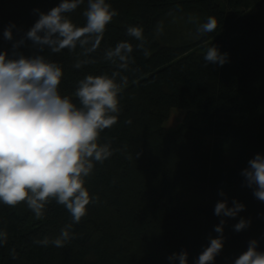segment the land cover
I'll use <instances>...</instances> for the list:
<instances>
[{
    "label": "trees",
    "instance_id": "1",
    "mask_svg": "<svg viewBox=\"0 0 264 264\" xmlns=\"http://www.w3.org/2000/svg\"><path fill=\"white\" fill-rule=\"evenodd\" d=\"M60 2L0 0V51L11 57L13 43L38 20L35 10L47 13ZM106 2L118 15L91 54L95 64L74 68L78 58H85L79 48L38 52L26 40L15 50L59 63L61 94L72 97L79 79L113 70L102 59L105 48L122 40L135 46L126 29L143 28L150 55L134 49L131 67L138 71L125 73L118 122L100 136L116 151L87 178L86 187L98 201L87 206V215L73 225L75 238L60 248L33 241L53 239L71 222L63 206L53 201L37 220L24 203L0 204V231L8 237L0 246V264H179L168 257L181 251L188 253V264H195L209 238L220 235L214 228L221 219L226 221L224 246L214 264H234L252 239L264 251V202L241 174L257 153L264 155V0ZM86 6L84 0L69 14L78 26L86 22ZM190 15L201 23L215 16L217 30L196 39ZM175 18H183L180 28ZM10 23L15 25L12 41L3 36ZM211 45L228 54L223 66L204 61ZM173 108L185 110V118L168 131L164 123ZM233 199L245 210L236 218L215 215L218 201L231 207ZM241 218L251 223L237 232L234 225Z\"/></svg>",
    "mask_w": 264,
    "mask_h": 264
},
{
    "label": "clouds",
    "instance_id": "2",
    "mask_svg": "<svg viewBox=\"0 0 264 264\" xmlns=\"http://www.w3.org/2000/svg\"><path fill=\"white\" fill-rule=\"evenodd\" d=\"M82 4L84 0H61L47 13L35 10L39 18L13 43L12 56L0 51V204L16 207L24 203L37 220L44 218L47 206L53 201L63 206L71 222L57 237L33 241L45 247L49 244L64 247L74 239L73 225L87 215V206L98 201L86 187L87 178L97 164L103 165L116 151L110 142H100L101 133L118 122L120 97L128 85L125 73L138 71L131 67L135 64L134 49L142 51L145 57L150 55L143 28L129 26L126 35L137 41L135 46L129 40H122L104 49L102 59L113 70L79 79L72 94L76 102L69 95H62L59 86L64 73L59 63L45 55L25 56L15 50L26 40L38 52L48 49L51 53H61L67 49L73 53L79 48V55L85 58H78L73 67L80 69L95 64L97 61L91 54L98 51L107 25L118 12L106 0H87L82 13L86 22L78 26L69 14ZM188 22L196 25V39L218 28L215 16H208L201 23L190 15ZM14 27L10 23L4 29L6 40H13ZM203 58L206 63L223 66L228 54L211 45ZM248 164L241 174L246 185L253 189L254 197L264 202V155L257 153ZM243 210L245 205L238 200L233 199L231 207L227 200H222L216 203L214 213L218 217L236 218ZM225 222L221 219L215 226V232L220 235L209 238V245L195 264H214L224 246ZM250 223L241 218L234 230H244ZM7 238V233L0 231V246L7 243ZM258 243L256 239L250 240L247 251L234 264H264V251L258 250ZM168 259L188 264V253H173Z\"/></svg>",
    "mask_w": 264,
    "mask_h": 264
},
{
    "label": "rangeland",
    "instance_id": "3",
    "mask_svg": "<svg viewBox=\"0 0 264 264\" xmlns=\"http://www.w3.org/2000/svg\"><path fill=\"white\" fill-rule=\"evenodd\" d=\"M174 21H175L176 27H178V28H180L181 24H183V18L181 20H178L175 18ZM164 26H165V24H164ZM185 113H186V111L183 109L173 108L169 113L168 119L164 123V127L168 131H174V130L178 129L181 126V124L185 118Z\"/></svg>",
    "mask_w": 264,
    "mask_h": 264
}]
</instances>
